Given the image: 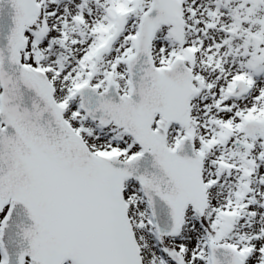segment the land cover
Segmentation results:
<instances>
[{
    "label": "snow or ice",
    "instance_id": "6c2138e0",
    "mask_svg": "<svg viewBox=\"0 0 264 264\" xmlns=\"http://www.w3.org/2000/svg\"><path fill=\"white\" fill-rule=\"evenodd\" d=\"M0 264H264V0H0Z\"/></svg>",
    "mask_w": 264,
    "mask_h": 264
}]
</instances>
